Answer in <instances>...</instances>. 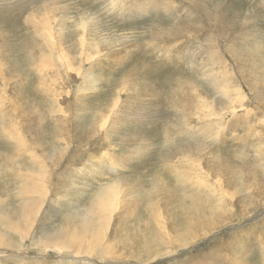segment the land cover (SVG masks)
Masks as SVG:
<instances>
[{
    "label": "rangeland",
    "instance_id": "rangeland-1",
    "mask_svg": "<svg viewBox=\"0 0 264 264\" xmlns=\"http://www.w3.org/2000/svg\"><path fill=\"white\" fill-rule=\"evenodd\" d=\"M63 263L264 264V0H0V264Z\"/></svg>",
    "mask_w": 264,
    "mask_h": 264
},
{
    "label": "bare ground",
    "instance_id": "bare-ground-1",
    "mask_svg": "<svg viewBox=\"0 0 264 264\" xmlns=\"http://www.w3.org/2000/svg\"><path fill=\"white\" fill-rule=\"evenodd\" d=\"M85 24L86 25H90L91 21L88 20V19L87 20L86 19H82V23L80 25V27H81L80 29H81L82 33H81V36L79 38L81 40H79L80 41V44H79V52H80V54H79L78 57H81V60H80L81 63H86L87 66H88V68L85 71H83L82 74H81V71L78 70L80 68V64H79L78 69H73V65H74L73 60L75 58H78V57L77 56H72L73 57V60H72L71 59L72 57H70L72 54L69 55L68 52L66 51V49L63 47V45H64L63 42L65 41V39H64L65 36H64V33H63L64 31L62 29L61 22L60 21L56 22L55 31H54V28L51 26V24L49 22V18L45 19L44 23L42 25H38V27L40 28V30L42 31L44 36L50 40L51 44L53 45V49L52 50H53L54 53H67L68 54L67 59H68L69 62H72L71 65L69 64V66H70V70L69 71L70 72L71 71L72 72L75 71V74L78 77H80V80H81V82H80L81 84L78 87V91L81 92V93H88V92L90 93V92H92L94 90L93 79H90V75L92 74V71L94 69L93 68V62L94 61H100L101 60L100 58H101L102 54H101V50H100L98 42L95 41V39L90 41L91 37H92V31L90 30V28H87V27L84 28ZM82 40H84V41H82ZM212 63H214V61ZM44 66H46L48 68L46 60L42 61V68L43 69L44 68L47 69ZM43 69H42V71H43ZM133 81H135V80H133ZM216 82H217V80H216ZM125 83L128 86H131V84L128 81H126ZM133 90H136V89H133ZM241 98H242V95H239L237 97V102H240ZM105 125H106V122H102L100 124L101 128H103ZM104 155L106 157H110V158H107L106 163L107 164H111L113 162V158L111 157L112 154L111 153H105ZM115 184H117V183H115ZM117 201L118 200H117V192H116V190L115 189H107L106 190L104 188V189L101 190V192L99 194V198H98V200L96 202V211H99V212L104 214L105 212L108 211L107 207L109 205L114 207L115 203H117ZM102 242H103V240H102L100 234H95V235H93L92 239H89L88 244L89 245L95 244V245L99 246V245L102 244ZM60 244L62 245L63 250H65L67 252V255H68L70 253V249H71L69 243L67 241H65V240H62ZM76 248L78 250L77 254H79L80 257H85V250L82 247L77 246V244H76ZM89 248H91V246ZM81 253H83V254H81ZM97 254H98V252L95 254V256ZM64 257L68 258L66 255H64ZM96 257L98 259H100V260H105L106 258H110L109 256H103V255H99V256H96ZM63 264H65V263H63Z\"/></svg>",
    "mask_w": 264,
    "mask_h": 264
}]
</instances>
